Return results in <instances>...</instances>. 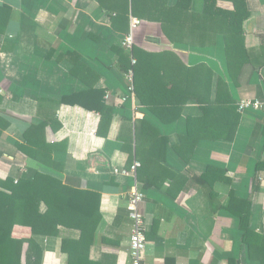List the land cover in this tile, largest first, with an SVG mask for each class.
<instances>
[{"label":"crops","instance_id":"1","mask_svg":"<svg viewBox=\"0 0 264 264\" xmlns=\"http://www.w3.org/2000/svg\"><path fill=\"white\" fill-rule=\"evenodd\" d=\"M103 1L116 9V0ZM176 2L168 0L167 6ZM245 2L249 16L242 32L249 60L240 67L235 81L227 72L224 40L218 32L224 29V22L218 21L216 12H232L230 0H216L215 7L207 8L206 0H189L182 10L183 19L171 24L182 33L176 34L179 40L174 43L164 36L159 22L130 13L129 21L131 17L140 20L133 30V47L161 54L158 65L169 79L176 76L169 54L194 70L189 75L193 84H199L200 68L208 70L207 86L193 85L183 92L212 101L220 82L222 94H228L234 104L243 98L264 99V0ZM0 6L10 11L0 25V179L17 177L28 169L22 164L28 158L15 148L23 142L24 131L43 120L57 121L59 127L54 130L49 124L45 137L49 143H66L65 151L54 154L63 162L64 183L100 195L101 218L85 263L131 264L127 203L136 187L144 194L140 204L146 236L142 264H260L249 257L238 219L225 208L231 192L249 199L250 227L263 233L264 176L255 172V165L264 159V110L239 114L232 140H198L185 162L173 146L185 135V118L199 116L201 106L189 99L182 105L180 117L169 123L147 115V109L127 91L126 76L116 68L111 47L120 45L124 35L111 27L116 10L104 8L99 0H0ZM68 50L77 51L81 62L95 74L94 82L91 77L94 88L106 91L105 100L113 111L106 136L97 133L98 113L61 103L63 96L88 88L71 74L68 60H57ZM143 119L167 138L166 151L153 156L156 163L141 181L139 167L134 177L114 174L113 169L128 168L137 161L122 147L131 139L135 149V127ZM209 166L218 170L214 176L221 170L228 180L214 183L211 201L208 184L202 179ZM146 181L150 186H144ZM43 243L42 264H68L67 255L60 250V237Z\"/></svg>","mask_w":264,"mask_h":264},{"label":"trees","instance_id":"2","mask_svg":"<svg viewBox=\"0 0 264 264\" xmlns=\"http://www.w3.org/2000/svg\"><path fill=\"white\" fill-rule=\"evenodd\" d=\"M111 3L112 0H107ZM234 6L232 12L217 9L218 21H223L222 34L226 67L230 78H235L240 67L249 60L248 50L244 46L242 32L243 22L248 18L249 11L245 0H230ZM114 6L108 7L105 1L100 5L117 12L111 16V27L123 33V38L129 33V17H139L145 21L159 22L163 34L172 43L179 40L176 29L171 26L175 21L183 19L182 10L189 0H177L172 7L167 6L168 0H116ZM216 0H206V8L215 7ZM10 16V11L0 6V25L2 18ZM170 26V27H169ZM2 32V31H0ZM122 38V39H123ZM122 41V40H121ZM111 47L117 57L116 68L124 74L132 71L133 95L139 105L147 109L148 116H155L159 121L169 123L176 121L182 112V105L189 99L201 106L199 116H187L184 120L185 135L173 146L174 151L185 162L189 160L198 140H232L235 136L240 115L237 104L226 94H222L221 83L218 82L214 100L198 94L186 93L190 88L207 86L204 80L208 70L200 68L199 84L194 83L189 75L193 69H186L178 61L175 54H169L174 61L170 66L175 72V78L169 79L167 71L160 69L161 54L147 53L133 47L128 50L121 45ZM53 54L50 53L49 55ZM68 60L72 64L71 74L88 85L87 89L62 97L61 103L71 106L78 105L86 110L99 114L100 121L97 133L106 136L112 120V107L105 100L106 91L94 88L95 74L81 62L77 51L68 50L59 54L57 60ZM135 64H131V60ZM254 66L258 67L257 65ZM207 71V72H206ZM184 75L183 78H179ZM93 78V82L91 80ZM220 83V84H219ZM189 87V88H188ZM185 90L186 92H183ZM59 127L57 121L43 120L30 125L23 133V142L15 144L16 150L23 158H28L37 164V168H28L17 177L7 176L0 179V264H42L45 247L43 241L51 237H60V250L68 257V264H88L90 246L96 226L101 218L100 195L98 193L77 189L64 183L62 172L63 162L57 160L54 154L65 151L66 143H49L45 137L46 127ZM135 149L132 140L124 141L122 149L132 158L135 156L140 166L137 178L141 181L148 172L154 155L166 151L167 138L161 136L147 119L137 121L135 127ZM144 140H147L146 144ZM143 141V143L141 142ZM264 151V145H263ZM158 160H161L158 158ZM159 162V161H157ZM218 170L209 166L203 176L208 184V198L214 197L213 185L217 180H227L225 172L214 174ZM255 172H263L264 159L255 165ZM228 182V180H227ZM150 186L146 181L144 186ZM226 210L238 219V227L242 232L241 241L248 248L249 257L264 264V231L258 234L250 227L251 201L240 199L230 193Z\"/></svg>","mask_w":264,"mask_h":264},{"label":"built area","instance_id":"3","mask_svg":"<svg viewBox=\"0 0 264 264\" xmlns=\"http://www.w3.org/2000/svg\"><path fill=\"white\" fill-rule=\"evenodd\" d=\"M140 25V20L137 18H130L129 29L130 32L122 39L121 45L130 50L133 46V30ZM131 64H135V60H131ZM128 81L127 91L133 96V74L129 71L126 74ZM1 91V90H0ZM261 111L264 110V99L257 98H243L237 102V112L243 114L246 111ZM140 166L139 162L134 160L128 168H115L113 173L117 175H124L134 177L137 168ZM144 194L138 188H134L127 203L128 216L131 220V234L129 240V257L131 264H142L143 252L146 245L145 236V222L143 214L140 211V204L143 202Z\"/></svg>","mask_w":264,"mask_h":264},{"label":"rangeland","instance_id":"4","mask_svg":"<svg viewBox=\"0 0 264 264\" xmlns=\"http://www.w3.org/2000/svg\"><path fill=\"white\" fill-rule=\"evenodd\" d=\"M22 164H23V166H27L28 168H35L36 169L38 167L35 162L28 160V159L23 160Z\"/></svg>","mask_w":264,"mask_h":264}]
</instances>
